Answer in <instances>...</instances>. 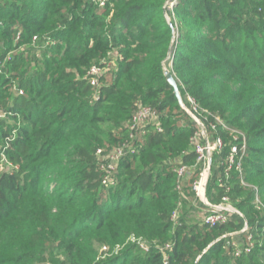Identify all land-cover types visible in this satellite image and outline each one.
Masks as SVG:
<instances>
[{
  "label": "trees",
  "instance_id": "trees-1",
  "mask_svg": "<svg viewBox=\"0 0 264 264\" xmlns=\"http://www.w3.org/2000/svg\"><path fill=\"white\" fill-rule=\"evenodd\" d=\"M110 52L116 67L93 87ZM166 71L224 141L207 197L240 212L225 224L184 214L210 210L175 173L196 165L200 128ZM142 106L162 130L148 124L105 186L97 152L127 139ZM0 111V264H164L168 243V264H264V0H0ZM244 138L242 173L226 179Z\"/></svg>",
  "mask_w": 264,
  "mask_h": 264
},
{
  "label": "built area",
  "instance_id": "built-area-1",
  "mask_svg": "<svg viewBox=\"0 0 264 264\" xmlns=\"http://www.w3.org/2000/svg\"><path fill=\"white\" fill-rule=\"evenodd\" d=\"M109 0H98L100 6H105ZM34 41H37V37L34 38ZM112 64L108 62H103L102 64L93 65L87 74L90 83L93 87H100V79L106 73L112 71ZM189 102L192 107V111L197 116L198 120L195 122L199 126V131L192 137L191 145L197 154V163L195 166L190 167L187 165L179 166L175 169L177 176L178 189L182 191L187 182L191 183V191L194 193L195 202H199L209 207L210 210L205 209L203 219L205 222L211 226L216 224H225L228 222L229 214L236 213L240 214L238 210L232 207L229 204V199L225 198L223 203H227L228 207H223L221 205L213 206L209 203L207 197V187L209 178L211 175V155L213 152H220L224 147V141L220 136H217L214 140H210L208 137V132L206 128V114L207 111L200 108L198 103L191 97H189ZM5 117L4 112L0 111V118ZM160 116L154 111L151 107L142 106L131 118V121L128 125V136L127 139L115 147L108 153H104L102 149H99L97 155L100 157L101 170L104 173L103 184L105 186L114 185V173L120 162V160L128 153L134 155L137 152L136 140L140 135H146V126L150 123L155 124L157 129L161 131L159 124ZM217 125L221 126L223 129H226V124L220 119H216ZM214 131L217 130L216 125H211ZM235 140H238V137H235ZM239 141V140H238ZM241 147L237 144L234 145L231 149V154L228 157V167L225 170V178L229 179L231 176V171L233 169L242 173V161L243 156L246 152V139L244 138ZM198 168H201V173L199 177L194 179L195 173ZM194 179V180H193ZM259 199L257 200V203ZM177 214L173 215V221L176 222ZM140 248L148 253L150 250L149 245L143 241H138ZM235 245V244H234ZM161 253L164 256V264H168V254L167 252L172 249L171 244H166L159 246ZM248 251V250H247ZM242 250L238 249L237 254H241Z\"/></svg>",
  "mask_w": 264,
  "mask_h": 264
},
{
  "label": "rangeland",
  "instance_id": "rangeland-1",
  "mask_svg": "<svg viewBox=\"0 0 264 264\" xmlns=\"http://www.w3.org/2000/svg\"><path fill=\"white\" fill-rule=\"evenodd\" d=\"M44 46H43V48L42 49H44L45 48V46L47 47V46H49L50 44L49 43H45V44H43ZM33 46L34 47H37L38 46V43H36L35 41H34V43H33ZM14 54L13 53H11L10 55H9V57H11V56H13ZM42 55V54H41ZM116 53L115 52H110L105 58H103L99 63L100 64H102L103 62H108V63H110V64H112V68L114 69L115 67H116ZM99 63H95V64H93V65H98ZM234 137H235V135H233ZM209 137V136H208ZM211 140V139H210ZM107 149L106 147H102V149ZM218 153V152H217ZM215 155H216V153L215 152H213L212 153V155H211V163H210V167L212 166V162H213V160L215 159ZM2 164H4L5 166L4 167H6V168H2L3 170H8V171H10L11 169H12V166L11 165H7V162H6V159L5 158H3V160H2ZM187 184V183H186ZM185 184V186H187ZM184 186V187H185ZM185 189V188H184ZM189 191H190V188L187 190V192H185L183 195L187 198V199H190V200H192V204L191 205H194V202H195V199L194 198H190L188 195H189ZM223 205H221V206H223V207H228L229 205L227 204V203H222ZM184 214H186L187 215V217H189V220L191 221V222H193V223H196V222H201L202 220H203V217H204V213L203 214H201V213H198V211L195 213V212H193V211H191L190 210V207L188 206V205H186L185 207H184ZM119 249V248H118Z\"/></svg>",
  "mask_w": 264,
  "mask_h": 264
},
{
  "label": "water",
  "instance_id": "water-1",
  "mask_svg": "<svg viewBox=\"0 0 264 264\" xmlns=\"http://www.w3.org/2000/svg\"><path fill=\"white\" fill-rule=\"evenodd\" d=\"M166 78H167V81L170 84V86L173 88L174 95L178 99L179 105L182 108V110L185 111L194 121L198 120V118L194 114V112L191 109H189V107L186 105L184 98L182 96V93L180 91L179 84H178L175 76L170 71H166Z\"/></svg>",
  "mask_w": 264,
  "mask_h": 264
}]
</instances>
